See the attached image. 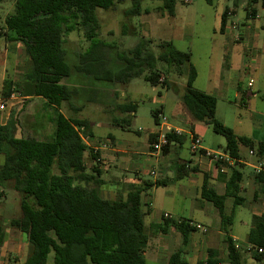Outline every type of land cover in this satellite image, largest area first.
<instances>
[{"label":"trees","instance_id":"trees-1","mask_svg":"<svg viewBox=\"0 0 264 264\" xmlns=\"http://www.w3.org/2000/svg\"><path fill=\"white\" fill-rule=\"evenodd\" d=\"M122 1L15 0L13 12L5 17L3 26H0V43L7 40L21 44L28 60L21 81L13 83L5 80L2 95L16 91L23 97H38L55 110V131L50 140L15 137L12 134V130L15 131L12 116L6 125L0 126L3 170L14 178V190L20 198V216L10 220L7 227L23 233L29 249L22 264H47L50 255L53 264H146L143 254L149 235L144 219L151 209L143 197L147 198L152 188L169 184V180L165 179L144 181L142 185L130 188L124 199L100 197L97 188L103 182L96 165L98 153H92L79 133L82 130L84 135L91 136L88 122L66 118L58 111L62 104L69 103L76 95V91L64 82L73 72L103 83H127L141 78L151 86L160 84L170 89L168 70L174 68L181 74L182 66H187L186 83L179 100L190 117L224 138L225 152L229 157L239 160V148L242 146L254 152L257 162L264 163V140L254 143L249 138L235 135L231 128L216 119V99L193 88L197 72L191 64L190 53L179 51L166 41L157 45L159 51L154 54L139 42L117 58L123 68H113L108 64L106 51L111 47L98 39L100 26L95 11L109 10ZM129 1L131 6L125 15L139 16L144 0ZM254 1L249 0L250 3ZM161 2V9L172 17L176 0ZM205 2L212 5V0ZM246 11L253 17L249 7ZM227 16L228 8H225L221 15L220 33L224 30ZM77 27L82 30L89 45L78 55L77 64L71 67L63 47L64 36ZM119 109L131 112L135 110V105L122 104ZM157 114H152L156 124ZM166 137L169 144L163 153H167L171 144L180 145L184 141L174 132L167 133ZM87 151L94 161L90 173L84 163ZM187 171L179 169L175 178H182ZM255 178L264 187V178L260 175ZM241 179L240 171L232 170L224 193L219 195L208 187L207 176L203 175L200 188V198L211 203L217 211L228 264H245L240 249L230 236L234 208L244 203V198L239 196ZM227 199H232L233 206L229 214L225 212ZM170 226L180 233L182 244L186 245L194 228L184 221L165 219L159 230L164 232ZM3 239L4 229L0 223V248ZM246 244L250 257L258 263L264 262L263 217L253 219ZM259 249L261 253H258ZM168 264L188 263L181 258V250H177L169 257ZM198 264H222V261L216 250L208 249L205 261Z\"/></svg>","mask_w":264,"mask_h":264},{"label":"crops","instance_id":"crops-1","mask_svg":"<svg viewBox=\"0 0 264 264\" xmlns=\"http://www.w3.org/2000/svg\"><path fill=\"white\" fill-rule=\"evenodd\" d=\"M257 2L258 0L247 3L245 0L244 5L247 4L246 8L249 7V9L253 11V17L248 15L245 8L246 22L243 23L241 30H239L238 24L234 25L231 22L228 24L226 20L224 30L221 33L223 36H225V42L222 43L220 47V58L216 62L213 77L209 80V83L206 87L207 90H198L194 87L197 76L193 83L194 89L209 94L216 99L215 117L223 125L227 127L230 126L225 120L228 118L227 111L225 110L226 107H221L220 109L222 118H219L218 116L220 104L223 106H238L240 110L244 112H250L253 116L252 119L256 122L252 121L253 127L248 134H241L237 132L238 130H235V128L231 126L229 128L233 130L235 135L249 138L254 143L264 140L261 138L262 130L261 126L259 125L260 119H257L258 117H262L264 119V109L261 108L260 111L257 108L258 105L255 104V101L260 98L261 103L264 106V25L262 23L261 25L250 24V21L253 22L254 20L258 19V11L256 8ZM261 10L264 11V0H261ZM228 15H230L229 10ZM228 17L229 16H227V19ZM233 30H237L238 34L234 38L233 42L230 43L228 42L229 37L227 35H230ZM238 38L240 39L239 42L237 41ZM242 44H246V46L244 47ZM260 64L263 86H261L260 90L257 89L253 91L252 89L254 88L255 80L251 72L258 70ZM246 74L249 76L245 85L244 82L240 80V77L241 75ZM72 76L74 77V75H71V77ZM71 77L67 79L68 82H70ZM3 80L4 77L0 73V95L2 94ZM132 80L127 83L112 81L110 83H106V85H96L94 80L80 75L78 80L76 78L74 79V81L79 84V88H71L76 91V95L73 97L77 96L83 91L86 92V95H88V103H91L92 101L103 102L104 104L109 103V105H111L113 108L111 110L114 111H107V113L110 114V117L107 119V121L111 123V126L119 127L123 131H127L129 130V127L135 118L137 103L131 101L128 102L135 105V110L131 112H122L119 109V105L128 103L117 104V99L118 97L122 96V93H120V89L122 88L121 86L127 84L129 85ZM249 81H252L251 86H248ZM165 89L169 90V88ZM228 90L233 92L231 96L233 97V100H230V96L227 95ZM104 95H108V98L106 97L102 100L101 98ZM175 95L177 98H179V95ZM28 101L32 102V104H29ZM37 102L41 104L36 106ZM65 104L69 105L71 116H67L62 110L63 104L58 109V111L66 118L87 121L88 129L91 134L89 137L94 140L95 138L93 137L94 134L91 120L89 118H78L77 113L80 111V109L73 107L70 103ZM253 106L256 108H253ZM22 108V115L28 118L26 120L28 122H23V125L19 123L21 126L18 127L15 137L26 138L25 136H21L22 133L31 135L35 131L36 134L42 137V132H44L46 129L47 124L50 126L53 125L52 133L54 134L55 110L54 108L47 106L45 101L38 97H24L22 102L14 104L4 111H0V126L6 125L8 120L11 119V116H13L15 112H20ZM153 112L158 113L157 117L158 115L164 116L162 108L153 110L151 116ZM91 114L92 113H89V115ZM98 114L103 113L99 112ZM157 117L156 120L158 123L156 124L155 119L152 116L155 128L148 132L146 143L144 145L145 151L142 152V154L138 152L140 148L143 149L141 143L138 141L126 138L123 139L124 144L120 145V142L114 139L111 134H107L104 138H108L114 143V148L112 149L113 156L106 154L101 155V157L110 158L113 162V170L121 175L120 178H118L116 175H113L114 177H112L113 182L111 185H113V188H123V190H120H122L121 192L125 194L130 188L138 187L142 185V182L146 181L142 178V173L138 167L139 164L149 160H154V162L157 164V170L155 171L156 178L154 181L157 179H165L169 180V184H167V186L171 184L174 185L172 191L170 189L166 191L165 196L168 200H173L175 195H180L182 200L186 199L188 195L191 196L190 203L185 205L186 208L182 211L177 210L173 203L167 202L162 210L157 209V215L148 222L147 226L145 225L149 235L147 248L143 254L145 263H147L148 259L151 264H168V259L171 254L177 250H181V258L185 262L188 264H198L205 261L206 250L212 249L217 251L218 258L222 261V264H224L226 262V248L223 242L224 235L219 229L220 221L217 211L211 205V203L200 198V188L202 185L203 175L207 176L208 187L212 188L217 194L222 195L225 191V184L228 181L232 170L236 169L242 174L241 169L243 166H250L253 170L255 165L264 163L257 162L258 160L254 156V152L249 149H247L248 154L254 159L252 165H249L246 162L244 156L241 155L239 160L230 158L231 160L229 162L215 163L199 154L192 153L190 151V143L193 136H197L200 139L201 149L223 153H226L225 140L223 137H221V139H217V144L215 146L213 144L205 145L202 139L207 134L208 127L200 122L194 121L181 102L179 103V107L177 109L176 118H181L182 124L185 125V128L179 127L174 122V124L169 122L168 118H166V123H162V121L158 119L159 117ZM235 121L236 122L234 125L236 129H240L244 122V118L241 113L237 114ZM95 123L97 127L102 126L101 122L96 121ZM127 123L129 124L128 127L125 126ZM165 127L171 128L172 130H178L180 132L179 135L184 138V141L180 145L171 144L168 147L166 155H163L162 157L156 156L149 151V141L152 140L153 135L157 131L162 130ZM241 147L242 146H240L239 149H241ZM250 152H252V154H250ZM181 168L187 169V174L182 178L176 179L175 177ZM191 169H195V171H192ZM136 172L139 173V176H134L137 174ZM255 176L256 175L254 172H252L246 179L245 183H243L242 175V179L239 184V196L244 198L242 194H246L247 199L249 200L250 204H252L250 210L251 223L248 220L243 221L238 219V223L240 225H246L247 232L242 234V237L245 241L246 236L252 227L253 219L255 217L264 218V187L259 181H257ZM14 184V178L3 170V156L0 155V223L3 226V229H7L6 233L4 231L3 244L0 248V264L10 261L11 257L14 259V263L22 264L28 255L27 250H29L25 235L19 231L7 227V223L10 220L20 216V198L14 190ZM152 191H156V188L149 190V193L151 194ZM227 200L232 201V199ZM246 201L247 200L244 198L243 204H245ZM146 202L151 203L149 194L147 196ZM226 202L225 212L226 214H229L233 206L231 202V204L227 207ZM235 208L230 236L237 245V242L242 238H240V231L234 228L236 223L234 221ZM152 210L153 209H151V212ZM163 214L169 215L167 220H174L177 222L184 221L188 224L200 225L202 228L206 229V233H202L200 230L194 229L188 235L187 244L183 246L182 237L174 227L170 226L166 228L164 232H160L159 227H161L165 221Z\"/></svg>","mask_w":264,"mask_h":264},{"label":"rangeland","instance_id":"rangeland-1","mask_svg":"<svg viewBox=\"0 0 264 264\" xmlns=\"http://www.w3.org/2000/svg\"><path fill=\"white\" fill-rule=\"evenodd\" d=\"M185 1H187V3ZM248 1L249 0H246L247 3H249ZM244 3L245 0H212V5H208L205 0H176L174 15L170 17L167 15L165 10L161 9V0H144L141 3L142 13L139 16H126L125 11L130 8L131 2L129 0H124L120 3L114 4V6L109 10L96 9L95 15L100 26L98 39L111 47L109 51H106L108 64L113 68L119 69L123 68L122 64L117 60L119 55L122 56L125 51L134 48L139 42L145 44V49L150 52L152 51L154 54L158 53L159 49L157 45L160 42H171L177 50L191 54V64L197 72V79L194 87L198 90L204 91L207 90L206 87L209 80L213 77L216 62L220 58V47L222 43L225 42V36H223V34L219 31L221 15L225 8H228L230 15H228L229 17L227 19V23L230 24L231 22L234 25L238 24L239 30H241L243 23L246 22L245 8L247 4L244 5ZM14 5L15 0H0V26H3L5 17L13 12ZM256 8L258 11V19L253 22L250 21V24L261 25L262 23L264 25V11L261 10V0H258ZM237 34L238 31L233 30L230 35H227L229 37L228 42L232 43ZM237 41L239 42L240 39L238 38ZM88 45L89 42L85 40L82 30L78 27L64 36L63 47L66 51L67 61L71 67L77 64L78 55L82 54L87 49ZM242 45L244 47L246 46V44ZM27 67L28 60L22 45L16 42L2 40L0 43V73L4 77L3 83L5 80H11L13 83L20 82ZM251 73L255 80V85L252 90H260L261 86H263L261 64L258 70L252 71ZM72 75H74V77H71L70 82L67 80L64 82L70 87L79 88V84L75 82L74 79L76 78L78 80L80 75L75 72H73ZM186 76L187 66H182L181 74L175 72L174 68L169 69L167 76L168 83L171 86L169 90H166L160 85L151 86L149 83L139 78L132 80L129 85H122V88L120 89L122 96L118 97L117 104L128 103L130 101L137 103L135 118L127 131H123L119 127L111 126V123L107 121L110 117V114L107 113V111H114L111 110L113 108L109 105V103L104 104L103 102L98 101L88 103V95H86V92L84 91L71 98L69 103L73 107L80 109L77 113V117L89 118L92 122L94 140L89 137V135H84L81 130H79V133L83 136L88 147L93 151L92 153L94 154L95 151L98 153L96 165L101 172L100 179L103 184L97 188V192L101 198L117 200L119 198L124 199L126 195L121 192L123 188H113V185H111L113 182V175H116L118 178H120L121 175L113 170V162L110 158L101 157L103 154L113 156L112 149L114 148V143L110 139L104 137L107 134H111L114 139L120 142V145L124 144L123 139L126 138L138 141L143 147V149L140 148L138 152L142 154V152L145 151L144 145L146 143L147 134L150 130L155 128L151 113L153 110L161 108L165 118H168L169 122H174L179 127L185 128V125L182 124L181 118H176L180 101L175 94L180 96L183 93ZM248 76L249 75L246 74L241 75L240 77V80L243 81L245 85L247 83ZM94 82L96 85H106V83L103 82ZM232 94L233 92L230 90L227 91V95L231 98L230 100H233V97H231ZM0 96L5 97L2 94ZM107 96L104 95L101 99L103 100ZM28 102L29 104H32L33 100L32 102ZM40 104L41 103L37 102L36 106H39ZM255 104L258 105L257 108L260 111L261 108L264 109L260 98L255 101ZM221 107H226L225 110L227 111L228 118L225 120L231 127H234L235 130H238L237 132L241 134H248L250 132L253 127L252 121H255L252 119L253 116L250 112H244L240 110L238 106H223L220 104L218 114L219 118H222L220 113ZM253 108L256 107L253 106ZM22 110L23 108L20 112H18L20 114L15 112L12 116V124L15 128V131L12 130V134L14 136H16L18 127L21 126L20 124L23 125V122H28L26 121L28 118L22 115ZM62 110L67 116H71L69 105L63 104ZM99 112L103 114H98ZM89 113L92 114L89 115ZM238 113H241L244 118L243 125L240 129H236L234 125ZM158 119L161 121V118ZM257 119H260V124L259 122L258 124L261 126L262 130L261 138L264 139V119L262 117H258ZM96 121L101 122L102 126L97 127V125H95ZM207 127L208 132L202 140L205 145L213 144L215 146L217 144V139H221V136L215 134L209 126ZM35 132L31 135L22 133L21 136L33 137L40 140H50L53 137V125L50 126L47 124L46 129L42 132V137ZM150 143L151 141H149V144ZM104 144L106 145V148L102 149L104 150L102 151L101 146ZM149 151L151 152L150 149ZM166 154L167 153H162L159 156L162 157ZM240 155L244 156L249 165L253 164L254 159L248 154L247 148L241 147ZM84 163L86 171L90 173L94 165V161L91 158L89 151H87L84 155ZM156 165L157 164L154 160H149L139 164L138 167L144 180L154 182L156 175H151V171L155 172L157 170ZM241 172L243 175V183H245L246 179L253 172V170L250 166L245 165L242 167ZM134 176H139V173ZM173 187V184L168 185L167 187H158L156 188V191H152L151 194L149 193V197L151 198L149 206L153 210L151 214L146 216L144 219L146 226L148 225V222L157 215V209L162 210L167 202L173 203L174 207L179 211L185 209V205L190 203L191 196L189 195L184 200H182L180 195H175L173 200H168L165 196L166 191L169 189L172 191ZM242 196L247 201L245 204L239 205L235 208L234 221L236 223L235 227L233 226L236 230L240 231V238H242L237 242V246L240 249L245 264H264V262H256L250 257V254L246 252L247 244L242 237V234H245L247 229L246 225H240L238 223V219L243 221L248 220L251 223L250 210L252 204H250L246 194H242ZM146 199V197H143L144 201H146ZM231 202L232 201L227 200L226 206L228 207ZM4 231L6 233L7 229L5 228ZM28 253L29 250H27V254ZM10 261L12 262L14 259L11 257ZM47 264H53L51 255L48 258ZM146 264H151L148 259ZM224 264L227 263L225 262Z\"/></svg>","mask_w":264,"mask_h":264},{"label":"built area","instance_id":"built-area-1","mask_svg":"<svg viewBox=\"0 0 264 264\" xmlns=\"http://www.w3.org/2000/svg\"><path fill=\"white\" fill-rule=\"evenodd\" d=\"M187 3V1H185ZM252 81L248 82V86H251ZM24 97L16 92H11L5 97L0 96V111L6 110L8 107L13 106L14 104L22 102ZM159 118H161L162 123H166V118L162 115H158ZM166 130V131H164ZM169 132H174L176 135H179L180 132L178 130H172L168 127L163 128L162 130L157 131L151 140V143L149 144V149L151 150V153H153L156 156H159L163 153V149L168 146V139L166 137V134ZM201 141L197 136H193L190 143V151L194 154H199L203 156L204 158L211 160L215 163H222V162H229L231 157H229L228 154L218 151H210V150H204L200 147ZM106 145H102L101 149H105ZM96 152V151H95ZM252 154V152H250ZM253 172L255 175H260L264 178V164H257L253 167ZM151 175H155L154 171H151ZM164 219H168V214H163ZM191 227H193L196 230H200L202 233H206V229L202 228L200 225L196 224H189ZM249 250V247L246 249ZM262 250H258V253H261ZM3 264H11L10 261H7ZM16 264V263H14Z\"/></svg>","mask_w":264,"mask_h":264}]
</instances>
